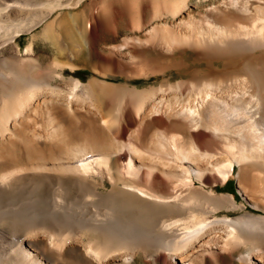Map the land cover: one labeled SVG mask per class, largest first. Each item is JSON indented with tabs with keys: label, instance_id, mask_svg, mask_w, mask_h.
Wrapping results in <instances>:
<instances>
[{
	"label": "bare ground",
	"instance_id": "obj_1",
	"mask_svg": "<svg viewBox=\"0 0 264 264\" xmlns=\"http://www.w3.org/2000/svg\"><path fill=\"white\" fill-rule=\"evenodd\" d=\"M0 264H264V0H0Z\"/></svg>",
	"mask_w": 264,
	"mask_h": 264
},
{
	"label": "rangeland",
	"instance_id": "obj_2",
	"mask_svg": "<svg viewBox=\"0 0 264 264\" xmlns=\"http://www.w3.org/2000/svg\"><path fill=\"white\" fill-rule=\"evenodd\" d=\"M41 26L42 25H39V27L38 28H41ZM30 37V33H22L21 35H20V37H19V40H20V48L22 49L26 44H27V41H28V38ZM37 49L40 51V50H45V48H44V46L42 45V44H40V43H38L37 44ZM43 51H41V52H43ZM184 57H185V59H184ZM192 57H193V55L190 53V52H186V53H184V55H183V60H184V62L186 63V66L184 67V68H181L182 69V71H184V74H183V72L181 71V69L179 70V69H177L176 67H173V68H171V69H169L168 70V75H169V78H168V81H170V82H174V81H176V80H178V79H181V78H186V76H188L189 75V73L188 72H190L192 69H194V68H198V66H197V64H194L193 62H192ZM189 60V61H188ZM188 61V62H187ZM190 62H191V65H190ZM193 65H196V66H193ZM194 67V68H193ZM185 68H187V69H185ZM180 72H178V71ZM86 72H88V70L87 69H84V70H78V72H76V74L77 75H79L80 77H81V79H82V81H85L86 79H87V77H88V75L86 74ZM178 72V73H177ZM186 72H187V74H186ZM180 74V75H179ZM185 74H186V76H185ZM172 76V77H171ZM164 78L162 75L160 76H158L157 77V81H159V80H161L160 78ZM170 77H171V79H170ZM152 80H154L153 79V77H151L150 79H148V80H145L144 78H141L140 79V81H144V84H146V85H148L149 83H151V82H153ZM219 189H221V190H223V191H225V192H232V193H234V195H235V197H236V199H237V201H241V202H243V203H245L246 204V206H247V208L249 209V210H252V211H260V210H257V209H255V208H252V206H250V204H248V203H246L245 202V200H244V198H243V196H242V194L240 195L239 194V192L237 191V189H236V179L234 178V177H231L230 179H228V181L226 182V184L225 185H223V187L222 186H219L218 187Z\"/></svg>",
	"mask_w": 264,
	"mask_h": 264
}]
</instances>
